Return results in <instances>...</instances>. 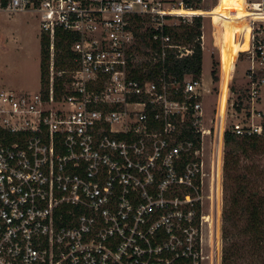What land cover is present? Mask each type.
<instances>
[{
  "label": "built area",
  "instance_id": "1",
  "mask_svg": "<svg viewBox=\"0 0 264 264\" xmlns=\"http://www.w3.org/2000/svg\"><path fill=\"white\" fill-rule=\"evenodd\" d=\"M251 8L264 15V3ZM0 10L35 13L48 38L38 92L0 89V264H200V155L205 136L213 154L224 146L225 114L218 96L214 124L201 125L200 79L135 78L137 32L162 31L163 0H0ZM255 18L241 52L249 108L229 124L237 138H264V19ZM57 30L75 38L63 69Z\"/></svg>",
  "mask_w": 264,
  "mask_h": 264
},
{
  "label": "rangeland",
  "instance_id": "2",
  "mask_svg": "<svg viewBox=\"0 0 264 264\" xmlns=\"http://www.w3.org/2000/svg\"><path fill=\"white\" fill-rule=\"evenodd\" d=\"M180 1L163 0L165 11L181 8ZM225 1L227 0L220 4L221 0H201L197 5L200 9L197 10L202 15L166 14L162 23L172 26L173 31L179 36L185 31L196 29L191 20L193 16L202 17L199 41L202 50L201 78L203 84L201 83L198 90L203 96V98L201 97L203 107L201 125L210 128L214 124V121L211 120H213L214 106L219 96L220 115L223 117L225 114L222 127L225 131L230 132V122L236 120L238 114L245 116L249 108L244 91L246 87L245 70L248 65L246 54L240 52L242 50L238 44L239 40L242 41L243 38L242 34L241 36L236 34L238 30H232V28L237 26L248 30L249 21L254 15L251 4L254 3L256 7V3H264V0H239L238 6L235 8L238 9V13L233 12L237 10L231 7L230 0L226 2L229 8ZM232 13L234 17H237L235 21L237 24L234 26L231 23ZM226 35L229 38L228 48L224 47L228 43L227 41L220 43L221 39L226 38ZM40 36L39 19L35 13L7 14L0 10V89L38 92L41 85ZM165 43H171L172 45H167V47L175 48L178 52H186L194 44V42L185 43L183 38L178 40L174 38L168 41L165 39ZM148 56L137 55V63L147 61L151 54ZM212 70H214L216 80L212 78ZM190 79L187 77L185 81ZM232 103H234L233 106H231ZM237 103H241L239 108L236 106ZM261 140V146L256 151L241 154L238 150L237 154L230 155L232 169L227 175L224 171V157L233 145L227 148L225 144L224 146L222 144L220 152L213 154L212 137L205 136L204 149L200 155V159L204 162L205 175L198 192L200 197L198 210L204 216L198 225L200 241L197 248L201 255L200 264H221L224 245L222 216L223 210L235 190L234 176L249 177V175L257 176L260 173L261 175L257 176V179L254 177L253 181L264 188V138ZM217 159H219L218 164Z\"/></svg>",
  "mask_w": 264,
  "mask_h": 264
},
{
  "label": "trees",
  "instance_id": "3",
  "mask_svg": "<svg viewBox=\"0 0 264 264\" xmlns=\"http://www.w3.org/2000/svg\"><path fill=\"white\" fill-rule=\"evenodd\" d=\"M224 0H222L223 3ZM231 7L234 9L238 6L239 0H230ZM183 9H200L197 5L201 0H181ZM229 2V0L225 1ZM226 5L229 8L228 3ZM178 8V7H177ZM238 11V9H235ZM191 20L195 24L193 31H185L177 36L173 31L172 26L165 25L162 31L152 30L145 27L141 21L136 22L137 30L144 28L143 32H137L138 36V50L139 55L143 54L150 59L138 63L141 69L145 68L143 72L138 69L134 76L135 78H154L158 75H164L167 82H178L182 85L187 77L192 80H199L201 78L202 70V50L200 46V27L201 16H193ZM154 35H158L156 40ZM160 36H165L167 41L170 39H182L185 43H193L190 55L180 56L183 51H177L175 48H168L165 43V56L160 57ZM73 34L57 30L55 35V66L57 69L70 67L71 52L70 46L74 42ZM170 42V41H169ZM48 38L41 33L40 36V71H41V85L45 82V75L47 72L48 62ZM143 50V51H142ZM150 50L151 53L146 52ZM213 80L214 70L211 71ZM60 81L55 83V91L60 94ZM241 103H239V106ZM183 135L187 139L196 138L190 132L189 126L183 129ZM260 137L236 138L232 133L226 131L224 134V144L227 148L233 145L231 150H228L224 157V171L228 175L232 169L229 159L230 155L239 153L246 154L249 151H256L261 143ZM235 151V153H234ZM261 175L260 173L257 176ZM257 176H234L235 190L229 198L226 208L223 210V248L221 254V264H264V188L254 183L253 179ZM256 181V180H255Z\"/></svg>",
  "mask_w": 264,
  "mask_h": 264
},
{
  "label": "bare ground",
  "instance_id": "4",
  "mask_svg": "<svg viewBox=\"0 0 264 264\" xmlns=\"http://www.w3.org/2000/svg\"><path fill=\"white\" fill-rule=\"evenodd\" d=\"M220 4H222V0H221V3ZM165 14H175V15H180V16L202 15V13H200L198 10L183 9V8H177V9L167 10V11H165ZM259 15L257 13H255L252 17H256L255 19H264V15H262V17H260ZM249 33H250V29L248 27V43H247L246 47H244V49L242 51H240V52H245V51L248 50V47H249Z\"/></svg>",
  "mask_w": 264,
  "mask_h": 264
},
{
  "label": "crops",
  "instance_id": "5",
  "mask_svg": "<svg viewBox=\"0 0 264 264\" xmlns=\"http://www.w3.org/2000/svg\"><path fill=\"white\" fill-rule=\"evenodd\" d=\"M233 12H236V13H238V11H233ZM232 25L234 26L235 24H237V23H235V21L237 20V17L235 16H233V13H232ZM244 28H238L237 26H236V28L235 27H233L232 28V30H238L237 31V33L236 34H238V35H240L241 36V34H242V38H243V40L242 41H240L239 40V48L241 49V50H243L244 49V47H246V45H247V43H248V30H243ZM225 41H227L228 43L224 46L225 48H228V45H229V38H228V36L226 35V38H223V39H221V41H220V43L222 44V42L224 43ZM237 45V44H236ZM236 45H235V47H236ZM235 49V48H234ZM239 49V50H240ZM200 80H201V83H202V78H200ZM203 84V83H202Z\"/></svg>",
  "mask_w": 264,
  "mask_h": 264
}]
</instances>
